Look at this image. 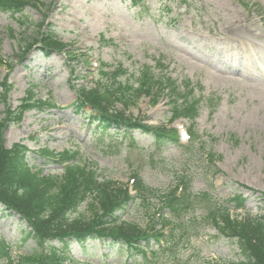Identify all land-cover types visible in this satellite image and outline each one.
Listing matches in <instances>:
<instances>
[{
	"label": "rangeland",
	"instance_id": "obj_1",
	"mask_svg": "<svg viewBox=\"0 0 264 264\" xmlns=\"http://www.w3.org/2000/svg\"><path fill=\"white\" fill-rule=\"evenodd\" d=\"M42 1L44 6H29L22 14L0 12L1 54L12 62L11 70L3 69L0 76V121L31 92L35 100L51 105L25 113L21 123H8L5 146L24 144L30 150L28 162L42 168L44 175H59L63 166L46 163L37 152L69 150L79 152L102 179L117 186L125 187L137 175L162 194L177 186L179 192L189 188L187 211L167 215L177 225L172 247L157 251L149 264L242 261L235 240L220 236L205 216L220 204L240 218L264 219V54L256 55L262 62L259 68L241 52L247 41L264 46V38L254 36H264V0H143L141 8H132L130 0ZM238 17L253 23L252 34L231 31ZM46 30L68 46V53L44 56L36 45L22 59L24 48ZM247 49L248 54L255 53ZM102 63L113 65L112 70L123 66L128 74L120 80L134 88L148 69L179 85L189 82L193 99L201 102L194 123L187 119L171 123L167 94L157 105L149 97L141 98L127 115L166 131L178 129L179 134L194 126V139L180 136L177 142L157 143L152 135L138 131L127 138L115 129L104 136L93 133L89 120L76 114L72 105L79 87L95 89L100 84ZM7 79L13 90L4 97L1 84ZM115 108L123 110L121 104ZM235 196L245 199L244 208L235 209ZM150 213L151 208L137 199L118 216L145 228L151 224ZM29 233L19 216L0 205V240L11 246L16 262L45 249ZM151 247L158 250L159 245ZM124 248L72 241L68 251L75 264H147L141 255L125 263ZM0 264H7L3 256Z\"/></svg>",
	"mask_w": 264,
	"mask_h": 264
},
{
	"label": "trees",
	"instance_id": "obj_2",
	"mask_svg": "<svg viewBox=\"0 0 264 264\" xmlns=\"http://www.w3.org/2000/svg\"><path fill=\"white\" fill-rule=\"evenodd\" d=\"M140 4L141 0H131L133 7ZM39 5L44 6V2L0 0V12L22 14L29 6ZM36 45H40V50L47 56L53 52L68 53V46L46 30L24 48L21 53L22 59ZM1 52L0 47V76L3 69L9 71L12 65V62L3 58ZM106 68L112 66L102 64L100 84L96 89H79L77 101L72 106L76 113L90 119V124L101 126L104 130L116 129L122 137L138 130L142 134L153 135L157 142L164 139L176 141L175 131L165 134L127 115L129 107L137 105L143 96L151 97L155 105L165 94L171 98L173 119L197 118L199 104L191 102L188 98L189 82H186L185 90L181 93L180 86L171 77H156L148 69L142 72L138 87L134 88L119 80L127 75V70L119 66L112 73ZM105 77H111L114 84L109 85V82H105ZM8 82L7 79L1 84L4 97L13 90V86ZM114 85L117 88L112 87ZM116 104H121L123 110H117ZM45 107H50V104L35 100V95L31 92L17 110H8L5 113L6 117L0 121V204L18 214L28 224L31 230L29 234L41 247H46L44 250L34 251L31 255L18 257L16 262L11 256V246L0 240V256L6 258L7 264H75L68 251L72 240L82 245L89 240H97L112 247H125L127 252L125 263L141 255L148 264L157 251L165 252L172 247L173 239L177 237L175 233L177 225L172 223L167 215L179 216L187 211L186 203L192 197L188 188L180 194H177L178 190L162 194V191L150 188L141 178L133 175L137 196L131 197L126 186L122 188L114 181L100 180L97 170L79 160L78 153L65 151L56 154L50 150L38 151L40 158L46 162L53 161L64 166L59 175H44L42 168L37 169L28 162L30 150L24 144L17 143L11 148L5 146L3 133L8 123H21L25 113L43 110ZM87 109H90L89 113L86 112ZM191 135L193 139L194 134ZM136 199L151 208L149 215L151 224L145 228L137 223H120L116 217L118 211L125 209ZM233 200L239 203L236 207H241V197ZM84 204L87 207L82 212L81 207ZM205 219L210 221V225L220 235L235 240L239 247L243 260L230 264H264L263 220L239 218L220 204H217ZM169 226H173L171 229L174 231L165 234L164 231ZM52 242H58L62 247H56ZM151 243L154 245L163 243L164 247L162 249L159 246L156 250L155 247H151ZM48 246L50 247L47 248ZM147 254L152 256L149 260Z\"/></svg>",
	"mask_w": 264,
	"mask_h": 264
},
{
	"label": "bare ground",
	"instance_id": "obj_3",
	"mask_svg": "<svg viewBox=\"0 0 264 264\" xmlns=\"http://www.w3.org/2000/svg\"><path fill=\"white\" fill-rule=\"evenodd\" d=\"M252 27H253V23L247 21L246 19H242L240 17L232 21L231 26H230L231 31L234 29H238V30L246 31L251 34L253 33ZM254 36L258 39L264 38L263 35L256 34V33ZM249 47L252 48L255 51V53L248 54L247 48ZM241 52L243 53V56H244L243 59H246L249 63H253L255 64V66L261 68L260 65L262 64V62L258 60L256 55L259 56V55L264 54L263 45H259L258 43H255L253 41H247V42L242 43ZM262 87L264 88V85Z\"/></svg>",
	"mask_w": 264,
	"mask_h": 264
}]
</instances>
